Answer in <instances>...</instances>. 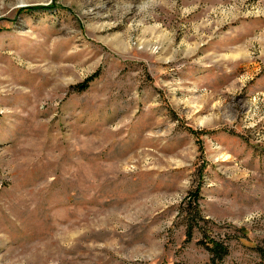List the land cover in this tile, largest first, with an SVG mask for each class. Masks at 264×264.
Returning <instances> with one entry per match:
<instances>
[{
  "label": "rangeland",
  "instance_id": "rangeland-1",
  "mask_svg": "<svg viewBox=\"0 0 264 264\" xmlns=\"http://www.w3.org/2000/svg\"><path fill=\"white\" fill-rule=\"evenodd\" d=\"M0 264H264V0H0Z\"/></svg>",
  "mask_w": 264,
  "mask_h": 264
},
{
  "label": "trees",
  "instance_id": "trees-1",
  "mask_svg": "<svg viewBox=\"0 0 264 264\" xmlns=\"http://www.w3.org/2000/svg\"><path fill=\"white\" fill-rule=\"evenodd\" d=\"M90 81H91V78L90 79H87V81L84 84L79 85L77 88L79 90L84 91L86 89V87L88 86V84H89ZM198 199H199V194L197 193V194H195L194 200L193 201H190L188 203V205H191L192 202L196 203V205H197L198 204ZM198 207H199V205L196 206V208H197V214L196 215L198 216L197 218H198V220H203L202 217H201V215H200V213H199L200 211L198 210ZM198 220H197V222H198ZM196 224H198V223H196ZM192 226L193 225H191L190 228H192ZM210 243L213 245V250L216 251L218 254H220L222 252H225L226 249H225V247L222 244H220V243H218L216 241H210Z\"/></svg>",
  "mask_w": 264,
  "mask_h": 264
}]
</instances>
